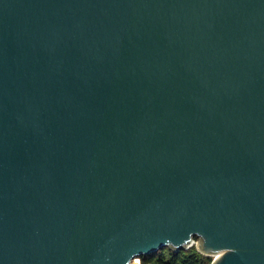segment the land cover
<instances>
[{
    "label": "water",
    "instance_id": "95a60500",
    "mask_svg": "<svg viewBox=\"0 0 264 264\" xmlns=\"http://www.w3.org/2000/svg\"><path fill=\"white\" fill-rule=\"evenodd\" d=\"M264 264V0H0V264Z\"/></svg>",
    "mask_w": 264,
    "mask_h": 264
},
{
    "label": "trees",
    "instance_id": "16d2710c",
    "mask_svg": "<svg viewBox=\"0 0 264 264\" xmlns=\"http://www.w3.org/2000/svg\"><path fill=\"white\" fill-rule=\"evenodd\" d=\"M212 256L199 252L195 245L178 252L164 248L156 253L141 256L142 264H211Z\"/></svg>",
    "mask_w": 264,
    "mask_h": 264
},
{
    "label": "rangeland",
    "instance_id": "374dc122",
    "mask_svg": "<svg viewBox=\"0 0 264 264\" xmlns=\"http://www.w3.org/2000/svg\"><path fill=\"white\" fill-rule=\"evenodd\" d=\"M194 240H195V242H196V243H195V247H196V245H198V242L200 241V238L196 237ZM168 249H169V248H168ZM171 250H172V249H171ZM212 257H213V256H212ZM138 258L141 259V257H138ZM135 262H138V259H136ZM137 264H139V263H137ZM141 264H142V261H141Z\"/></svg>",
    "mask_w": 264,
    "mask_h": 264
},
{
    "label": "built area",
    "instance_id": "2783aa9c",
    "mask_svg": "<svg viewBox=\"0 0 264 264\" xmlns=\"http://www.w3.org/2000/svg\"><path fill=\"white\" fill-rule=\"evenodd\" d=\"M195 243H196V242L194 241L193 245H195ZM213 258H214V257H213ZM136 259H138V263L141 264V259H140V258H136ZM136 259H135V260H136ZM135 260H134V261H135ZM133 264H135V263H133ZM136 264H137V262H136Z\"/></svg>",
    "mask_w": 264,
    "mask_h": 264
},
{
    "label": "bare ground",
    "instance_id": "6f19581e",
    "mask_svg": "<svg viewBox=\"0 0 264 264\" xmlns=\"http://www.w3.org/2000/svg\"><path fill=\"white\" fill-rule=\"evenodd\" d=\"M133 263H135L136 264V262L134 261ZM138 263V262H137Z\"/></svg>",
    "mask_w": 264,
    "mask_h": 264
}]
</instances>
